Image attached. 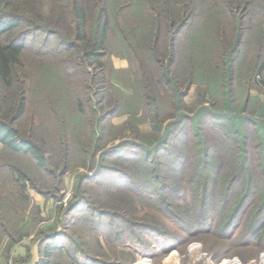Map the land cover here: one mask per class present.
<instances>
[{
	"label": "rangeland",
	"instance_id": "obj_1",
	"mask_svg": "<svg viewBox=\"0 0 264 264\" xmlns=\"http://www.w3.org/2000/svg\"><path fill=\"white\" fill-rule=\"evenodd\" d=\"M138 1L144 5L107 0L105 46L89 60L82 53L94 38L71 39L70 0H15L8 7L29 6L31 15L67 35L77 50L65 51L63 39L26 28L15 80L0 90V120L9 122L8 107L16 103L23 79L24 114L12 126L42 148L46 163L39 168L28 154L0 145V264H264V229L246 232L264 189L262 144L253 124L264 125V112L257 113L264 108L263 78L248 81L249 62L238 60L228 81V110L217 86L220 45L206 34L212 22L227 38L228 8L244 2V22L255 24L258 0H184L181 10L194 15L188 20L196 29L191 41L197 51L177 40L171 61L168 20L190 12H159V3ZM165 67L182 94L178 101ZM248 82L251 100L240 109L239 88ZM238 114L245 119L246 165L256 183L237 220L218 233L241 191L231 158L236 136H222ZM200 140L208 143L204 168Z\"/></svg>",
	"mask_w": 264,
	"mask_h": 264
},
{
	"label": "trees",
	"instance_id": "obj_2",
	"mask_svg": "<svg viewBox=\"0 0 264 264\" xmlns=\"http://www.w3.org/2000/svg\"><path fill=\"white\" fill-rule=\"evenodd\" d=\"M147 1H149L150 5L155 2L159 3L160 6H158V8L160 9H158L157 11H164L165 13L170 12L172 8H179L181 10L185 7H183V5L186 4L184 0ZM13 2L15 3V0H0V90L3 88L9 89V87L15 80L13 79L15 75V68L19 66L20 56L25 50V42L28 35L26 28L30 30L32 28L38 29L45 34L50 33L51 35H55L59 37L60 42H62L61 40L63 39L67 44L65 51L73 52L77 50V45L74 42L66 41V39H70L67 35H64L57 28L50 27L49 24H47V20H44L43 23H41L35 15H31L32 10L29 8V6H26V8H15V10L8 9L9 6L13 5ZM134 2L143 4V2L140 3L138 0H134ZM243 4L247 7H241L240 5L236 4L233 6V8H228V16L231 21L230 32L227 36L228 39L225 37L227 33L226 31L224 37L219 36L218 25L214 26L212 22L209 23V27L207 26L208 31L206 33L209 35L213 43L218 42V44L220 45V57L223 64V69L219 73L220 78L218 80L217 86L219 87L220 84V91H222L223 93L225 106L228 110L231 109V104L233 102L230 98L231 90L229 88L228 81H231V79H233L234 77V69L238 65V60L244 58V62H249L247 66L248 81L249 79H253V77L255 80V76L257 78V76L259 75L262 76L263 79L260 82L264 85V0H258L257 7L253 11V14L258 15V21L255 22V24L251 25L250 23L244 22V17L246 16V13H248L247 10L249 4L246 2H244ZM68 8L71 12V18L69 20L68 27L73 31V33L71 34V39L75 40L76 42H85L87 37L89 38L91 36L94 38L93 45L92 47H90L91 49L88 51L83 49L85 50V52L82 50L83 57L81 59L85 58L89 60L100 55L101 49H103L105 46L104 41L106 34L109 31V21H111L107 0H70ZM56 9L59 10L60 7ZM157 11L154 13V15L156 17L158 15L159 18L161 14ZM187 11L188 10L184 12L183 10L180 16H183V14ZM188 12H190L187 14L188 16H185L180 21H176L177 19H174L173 17H171L173 21L167 19L169 25L168 34L170 35L168 37V42H170V50L172 56L170 57V61L173 60L174 46L177 44V40L183 41L185 39L186 41L191 42V52L197 51L195 44L192 45L193 40L191 41L193 34L196 32V29L189 27L191 24H189L190 22L188 20V18H192L194 15H192L191 11ZM89 18L92 19V22L90 24L91 28H88ZM209 21L212 20L210 19L207 22ZM113 25L116 26L114 22ZM187 27L189 28L187 29ZM153 39L155 38L153 37ZM151 42L154 41L152 40ZM150 44L151 43L148 41V45ZM78 47L82 49V47ZM245 48L246 54L244 56L242 51H244ZM252 50H254V52L251 54L250 52ZM164 70V75L173 88L174 98L178 101L181 99L182 94L176 88V80H174L169 75H166L169 71L168 67H165ZM256 81L259 83V80ZM22 82L23 79L21 80V89L18 90L17 98H14L17 99L16 103H14L12 106V102L10 101L11 103L8 107V111H13V115L9 118V122H6L2 119L0 120V145L1 147L3 146L5 149L12 153L21 152L24 154H28L35 165H37L39 168L44 169L46 163L42 148L34 143L30 139V137H24L21 134L20 130H16V128L12 126V124L16 120H18V118H21L24 114L23 111L25 108L27 96H25V94L23 93L24 85H22ZM245 86L244 88H239L240 90H243H241L242 94H240V96H242V101L239 103L240 109L244 107L246 108L251 100L250 94L248 93V89L250 88L249 82L248 85ZM1 103L2 101L0 97V110L2 109ZM263 112L264 108L258 106L257 113L261 115V113ZM244 120V117H241L238 114L236 117L232 118L231 123L228 122L229 124L225 126L224 133L222 134V136H225L227 138H234L236 136L237 142L235 146L237 153H231V158L238 164L237 173L241 174L242 181L240 184L241 191L238 193L236 200L230 206L228 212H225L220 223H218V227L216 230L218 231V233H223L224 230L229 229L231 227V224L235 220H237L239 215L244 210L242 206L245 202L244 200L251 196V194L253 193L252 189L254 183H256V181L252 179L251 174H249L250 165H246L248 135L245 131V128L243 127ZM253 124H255L254 127L257 131V136L259 137V140H261L262 144L263 151L262 159L260 160L262 169V166H264V125L263 123L259 122H254ZM167 138L168 137H166V139ZM200 142L202 148V155L200 157L201 165H203L204 168V165H206L205 167H207V161L203 157L205 147L207 148L208 143L205 140H200ZM142 160L144 169H146V160H144V157L142 158ZM18 173L22 174V172L20 171ZM228 186L229 182L224 187V195H226L227 193ZM199 221H203L202 216L199 217ZM248 224L249 225L246 229V232H250L252 235H256L259 230L264 229V189L262 191V194H260L259 201L250 216Z\"/></svg>",
	"mask_w": 264,
	"mask_h": 264
},
{
	"label": "crops",
	"instance_id": "obj_3",
	"mask_svg": "<svg viewBox=\"0 0 264 264\" xmlns=\"http://www.w3.org/2000/svg\"><path fill=\"white\" fill-rule=\"evenodd\" d=\"M47 226H50V225H47ZM45 228H47V227L45 226ZM32 246H34V245H32ZM32 249H33V247H32ZM25 250H26L25 247H22V249L19 248V249H17L16 254H17L18 256L22 257V256L25 255ZM32 252H33V253H32ZM32 252L30 253V256H31L30 261L35 262V261H36V259H35V257H36V255H35V251L32 250ZM23 254H24V255H23ZM16 264H20V263H16ZM21 264H25V263L22 262Z\"/></svg>",
	"mask_w": 264,
	"mask_h": 264
},
{
	"label": "built area",
	"instance_id": "obj_4",
	"mask_svg": "<svg viewBox=\"0 0 264 264\" xmlns=\"http://www.w3.org/2000/svg\"><path fill=\"white\" fill-rule=\"evenodd\" d=\"M261 77H262V76H259V75H258V76H257V80L260 81V80H261Z\"/></svg>",
	"mask_w": 264,
	"mask_h": 264
},
{
	"label": "bare ground",
	"instance_id": "obj_5",
	"mask_svg": "<svg viewBox=\"0 0 264 264\" xmlns=\"http://www.w3.org/2000/svg\"><path fill=\"white\" fill-rule=\"evenodd\" d=\"M262 258H263V260H264V254L262 255ZM145 261H146V260H145ZM231 262H232V261H231ZM233 262L235 263V262H237V261H236V260H234Z\"/></svg>",
	"mask_w": 264,
	"mask_h": 264
}]
</instances>
